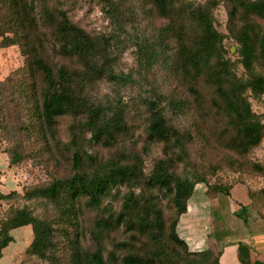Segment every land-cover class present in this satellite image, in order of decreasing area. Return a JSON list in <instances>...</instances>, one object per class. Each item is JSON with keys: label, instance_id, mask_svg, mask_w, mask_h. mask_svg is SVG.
<instances>
[{"label": "rangeland", "instance_id": "374dc122", "mask_svg": "<svg viewBox=\"0 0 264 264\" xmlns=\"http://www.w3.org/2000/svg\"><path fill=\"white\" fill-rule=\"evenodd\" d=\"M46 1L64 11L89 34L101 38V45L109 52L107 74L88 82L85 94L94 106L109 113V117L121 112L123 123L109 141L92 138V131L85 124L87 115L60 117L54 137L46 134L40 119L42 91L46 87L43 75L27 66V56L19 44L1 45L3 39L14 34L10 7L6 0H0V192L10 194L9 199L0 200V220L8 219L15 209L28 205L35 215L50 220L56 233L51 262L29 253L34 240L31 226L13 229L14 242L4 250L0 264H73L76 252L87 255L99 248L103 249L105 258L113 253L112 259L119 261L130 253L145 254L148 248L157 245L150 237H133L134 232L124 224L105 231L97 228L98 220L121 211L124 197L131 191L141 198L155 199L159 204L166 221L161 243L165 245L176 208L170 194L164 189H151L147 183L161 159H172L173 170L179 176L198 173L210 182H232L241 173L259 172V166L264 163V138L246 155L233 150L237 131L230 117L218 106L221 100L216 88L208 84L205 76H197L192 68L182 66L183 44L191 46L200 34L192 13L203 9L209 11L222 34L223 54L229 69L243 85L252 78L242 64L239 43L234 37L243 23L230 22V6L226 0H182L177 7L180 11L169 17L162 16L149 0ZM42 10L43 6L38 7V17ZM113 12L119 19L118 24L112 19ZM52 36L43 28L32 33L31 40L39 57L55 74L63 65L82 71L80 66L56 54ZM141 47L147 50L148 61ZM255 71L262 72L258 66ZM244 93L255 116L264 124V94H255L249 88ZM150 98L161 105L169 124L183 138V147L176 146L169 151L164 142L150 139V111L146 105ZM76 151L84 157L85 170H93L97 165L137 162L144 178L138 186L123 184L111 189L99 209L89 208L87 201L81 200V214L74 226L54 203L27 201L24 195L27 189L72 176ZM19 155L22 159L16 162ZM89 156L94 161H89ZM70 234L73 241L69 239ZM189 250L194 251L190 246Z\"/></svg>", "mask_w": 264, "mask_h": 264}, {"label": "trees", "instance_id": "16d2710c", "mask_svg": "<svg viewBox=\"0 0 264 264\" xmlns=\"http://www.w3.org/2000/svg\"><path fill=\"white\" fill-rule=\"evenodd\" d=\"M149 1L157 7L162 16L169 17L180 11L177 7L182 0ZM226 1L230 6V22L235 24L236 20H240L243 23L241 28L234 32V37L239 43L242 64L251 73L252 78L243 85L229 69L223 54L222 34L216 29L209 11L203 9L192 13V18L197 19L200 34L191 46L183 44L182 66L192 68L197 76H205L208 84L216 88L221 100L218 106L230 117L231 125L237 131L231 148L241 155H246L260 145L264 138V124L255 116L244 95L247 88L255 94H264V0ZM6 3L10 7L9 19L14 35L3 39L1 45L19 44L27 56V66L43 75L46 87L42 91L40 119L45 133L54 137L60 117L87 115L85 124L91 129L92 138H105L108 141L113 139L116 131L122 127V113L117 112L113 117H109V113L100 106H94L85 94L88 82H94L107 74L106 59L109 52L101 45V38L89 34L75 24L64 11L48 5L46 0H6ZM40 6H43V10L39 12L38 17L37 9ZM111 16L118 24L116 14L113 12ZM39 28L53 34L54 49L58 56L83 70L63 65L55 74L52 67L39 57L38 50L36 51L31 40L32 33ZM141 52L148 61L147 50L141 47ZM257 66L262 72L255 71ZM146 105L150 111V139L164 142L169 151L176 146L183 147V138L179 137L169 124L165 111L156 99L146 100ZM21 159L19 155L16 162ZM88 160L94 161V157L89 156ZM173 164L172 159L159 160L147 181L151 189H164L170 194L176 208V217L170 223L171 233L165 240L166 244H161L166 221L159 204L155 199L150 201L146 197L136 196L131 191L124 197L121 211L115 216L109 215L98 220L97 228L99 231H105L124 224L127 230L134 232L133 237L148 236L157 245L148 248L145 254L125 255L120 261L117 258L112 259L113 253L109 258H105L102 248L87 255L76 252L73 264H221V252L215 253L211 247L202 251L189 250L188 243L178 234L181 216L187 212L188 201L197 184H206L209 196L229 193L237 182L261 181L264 178V163L259 166V172L241 173L231 183L210 182L198 173L193 176H179L173 170ZM73 168L72 176L55 179L46 186L27 189L24 198L27 201L47 200L54 203L60 214L67 216L71 225L77 226V216L81 214V200H86L89 208L99 209L111 189L123 184L138 186L144 178L143 170L137 162L111 164L106 167L97 165L93 170H85L84 157L78 151L73 154ZM250 192L255 202L264 206V187ZM9 198L10 194L0 192V200ZM261 215L264 217L263 213ZM24 226H31L34 233L29 253L52 262L56 246L54 224L35 215L28 205L15 209L8 219L0 220V260L4 257V250L14 242L11 231ZM238 256L240 264H264L259 260L253 262L250 248L242 243L238 247Z\"/></svg>", "mask_w": 264, "mask_h": 264}, {"label": "crops", "instance_id": "0c3cea01", "mask_svg": "<svg viewBox=\"0 0 264 264\" xmlns=\"http://www.w3.org/2000/svg\"><path fill=\"white\" fill-rule=\"evenodd\" d=\"M262 187L264 178L247 180L233 184L229 193L209 196L207 185L197 184L178 224L179 236L194 251L211 247L221 252V264H240L241 243L250 248L253 262H264V206L250 192Z\"/></svg>", "mask_w": 264, "mask_h": 264}]
</instances>
